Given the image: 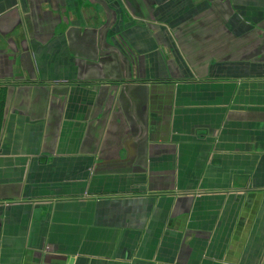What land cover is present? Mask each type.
<instances>
[{
  "label": "crops",
  "instance_id": "obj_1",
  "mask_svg": "<svg viewBox=\"0 0 264 264\" xmlns=\"http://www.w3.org/2000/svg\"><path fill=\"white\" fill-rule=\"evenodd\" d=\"M0 264H264V0H0Z\"/></svg>",
  "mask_w": 264,
  "mask_h": 264
}]
</instances>
